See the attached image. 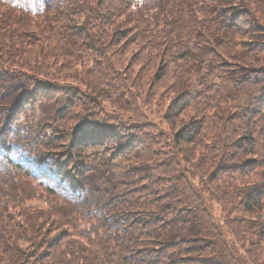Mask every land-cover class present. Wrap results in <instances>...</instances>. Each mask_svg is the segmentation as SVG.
<instances>
[{"label":"trees","instance_id":"trees-1","mask_svg":"<svg viewBox=\"0 0 264 264\" xmlns=\"http://www.w3.org/2000/svg\"><path fill=\"white\" fill-rule=\"evenodd\" d=\"M260 68L264 0H0V264H264Z\"/></svg>","mask_w":264,"mask_h":264},{"label":"rangeland","instance_id":"rangeland-1","mask_svg":"<svg viewBox=\"0 0 264 264\" xmlns=\"http://www.w3.org/2000/svg\"><path fill=\"white\" fill-rule=\"evenodd\" d=\"M233 8V7H232ZM235 8H237L236 6H235ZM132 26L134 27V30L133 31H140V30H142L141 29V27L137 24V23H132ZM143 31V30H142ZM143 34H144V32H143ZM143 34H142V36H141V39H139V37H136L134 40H135V42L134 43H126V45H124L123 47H121L120 49H121V52L123 53V57L127 54V52L130 50V49H132V48H135V47H137L138 46V44H139V47H141V45L143 44L142 43V37H143ZM125 34H121V37H120V39L119 40H121L122 38H123V36H124ZM151 42V40H148L146 43H144L143 44V46H142V48H141V50H146L145 48L149 45V43ZM120 44V43H119ZM165 43H163V45H164ZM168 49V46L165 48V51ZM113 58H116V60H119V56H114ZM98 61V63L100 64L101 63V59H98L97 60ZM202 64V63H201ZM203 65V69L200 71V73L202 74V73H204V76H203V78H205L206 76H213L215 73H216V71L218 70V69H220V68H218L217 66H215V63L211 66V67H207L206 65H204V64H202ZM195 66H196V64H194V65H192L191 67H193V68H195ZM199 67H201L202 68V66L201 65H199ZM234 68H236L235 69V71L236 72H243V71H246V70H249V71H247L245 74H243L240 78H242V77H245V76H247L248 74H251L252 73V75H254V73H253V70H258V68H254V69H249V68H247V67H244V66H240V65H235L234 66ZM3 69V71H6V69L3 67L2 68ZM261 70L259 71V73H260V75L262 76L263 74H264V68H260ZM148 71H149V69H148ZM200 74V75H201ZM199 75V76H200ZM69 75H65L64 77H63V79H62V81H63V83L64 84H67V80L69 79ZM71 78H72V80H74V81H78V80H83L82 79V77H81V75L80 74H77V75H71ZM97 81H100V78H95ZM196 79V77L195 76H193L192 77V79L191 80H189L188 81V83H189V85H188V88H189V86H190V82L192 81V80H195ZM106 82V80H105V78L103 79V82ZM80 88H82L81 90H84L85 91V94L84 95H80V97H79V99H81L82 101H89L93 96H95V94H97V93H93L88 87H86L85 85H81L80 84ZM213 89H216L217 88V86L216 85H213V87H212ZM191 91H193V93H191V97H192V99H194V100H196L197 102H199V101H203V100H207L208 99V97H209V95H211V94H213V90H209V89H207V88H203V87H201V86H195V87H192V90ZM66 96V95H65ZM176 96H179L177 93H173L172 91H166L165 92V96H164V109H166L167 110V105L169 104V102L171 101V100H173L174 98H176ZM63 105H65V104H63ZM260 110H261V113H264V109H262L261 107H260ZM239 109H236V108H233L232 109V111H231V116L233 117V118H235V117H237L238 116V113H239ZM93 112V111H92ZM92 117H94V118H96L97 120H100V118H101V114L98 112V111H95V113H92V114H90ZM182 120H183V122H184V125H182V126H190V125H192V124H194L196 121H193V119L194 118H192V117H190V118H181ZM180 120V118H178L177 119V121H175V123H173V125H172V127H171V130H170V133L171 132H175V131H177L181 126H178V121ZM190 121V122H189ZM252 121L255 123V124H261L262 122H264L263 120H260L259 118H258V115L256 116V117H254L253 119H252ZM231 137L233 138V139H237L239 142H240V144H241V148H244L245 150L246 149H248L250 146L249 145H247L248 143V141H249V139H248V135L246 134V133H244L242 130H240V129H236L233 133H232V135H231ZM75 145V144H74ZM184 149H187L186 147H184L183 148V151H178V150H175V152L174 153H172V152H170V155L168 154V158H169V160H168V163H169V165L172 167V170H174V169H176L177 168V166H178V164L181 162L182 163V165H184L185 163H190L191 162V158H189V157H193L194 156V154H191V153H189V152H186V151H184ZM79 150H82L81 151V154H82V157H78V161H79V165H77V164H74L75 165V167L78 169L79 167H80V160L81 159H89L90 158V156H91V150H92V146H86V148H84V149H79ZM231 150H234V149H232L231 147L228 149H226V153H225V155L224 156H227L228 158L227 159H223L221 162H220V165H225V166H230L231 165V158L229 157V151H231ZM121 174H123V172L121 173ZM143 178L144 179H142V180H140L139 181V183L140 184H148V182H147V176H143ZM166 180V179H165ZM83 181L84 182H86L84 179H83ZM166 186V185H165ZM129 198V196L128 195H125L124 197H123V199L122 200H125V199H128ZM121 200V201H122ZM123 203H125V201L123 202ZM145 213H147V214H150V212H149V210H147V211H145ZM116 216H119V212H117L116 213Z\"/></svg>","mask_w":264,"mask_h":264},{"label":"bare ground","instance_id":"bare-ground-1","mask_svg":"<svg viewBox=\"0 0 264 264\" xmlns=\"http://www.w3.org/2000/svg\"><path fill=\"white\" fill-rule=\"evenodd\" d=\"M218 184H219V182H216V183H214V185H212V186L218 187ZM210 185H211V184H210ZM224 190H225V187H224ZM232 214H233V219H234V221H235V225H236V224H237L236 214H235L234 212H232Z\"/></svg>","mask_w":264,"mask_h":264}]
</instances>
